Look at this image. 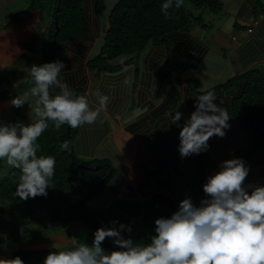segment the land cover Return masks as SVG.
<instances>
[{"label": "trees", "instance_id": "1", "mask_svg": "<svg viewBox=\"0 0 264 264\" xmlns=\"http://www.w3.org/2000/svg\"><path fill=\"white\" fill-rule=\"evenodd\" d=\"M53 1L52 24L48 39L50 49L53 48L52 40L55 39L54 54L64 52L68 44L88 42L90 32L86 11L87 0ZM163 2L164 0H94L96 16L103 19V26L105 25L106 29L101 44L97 47L96 53L87 60L85 67L89 71H95L97 75L125 72L123 77H118L126 82L116 87L115 94L119 99L116 108L114 106L115 109L124 110L131 102L129 97L131 87L126 83L130 80L132 72L138 81L139 78L141 79L142 89L151 92L149 94L151 99L148 95H144L145 93L140 96L135 95L137 101L135 115L141 117L149 107L154 106L147 103V100L163 103L152 111L150 117L154 120L151 124L144 125L147 120L145 119L131 127L133 134L146 127L147 139L162 135L157 147H154L155 155L160 158L154 175H160L164 173L166 166H172L175 174L180 176L178 166L184 157H181L178 150L179 136L172 143L164 144L165 141L162 142V139L164 136L170 138L168 128L171 125L167 120L158 117L165 114L168 106L171 108L170 114H174L175 111L181 112L182 115L188 113L181 109L182 101L178 87L182 83L190 115L195 111L197 97L211 91L215 94V103L225 108L230 116L228 121L230 127L224 130L226 135L223 138L218 136L210 138L208 150H212L215 146L214 141H220L224 147L234 150V158H241L247 167L255 166L253 156L260 147L264 146V73L252 69L230 77L223 56L209 52L192 37L191 28L194 25L202 27L207 25L204 24L201 15L193 16L186 9V5L189 4L198 10H207L211 14H221L224 10L222 0H183L179 9L173 4L167 16L161 10ZM257 7L260 8L259 3ZM34 9L35 4L32 0L30 7L25 12L15 14L8 26L13 25L17 17H25ZM55 21L57 33L53 36ZM92 21L93 18L90 19L91 23ZM83 46L78 45L73 52L77 58L79 53H83ZM48 57L49 55L36 65L47 63ZM54 60L53 56L51 62ZM82 61H77L78 67H81L79 64ZM81 76L80 71L77 72L73 77V83L74 78L79 79ZM29 81H32L30 75L19 86ZM50 92L59 93L55 87L50 89ZM75 93L80 94V92ZM166 93L168 96L163 98ZM8 94L10 92L1 91L0 98ZM14 108L17 110V107ZM184 120L181 117V126ZM47 123L48 128L36 141L39 145L37 156H52L56 161L54 176L50 181V187L46 190L47 196L21 200L16 195L21 174L19 169L14 168L0 180V201L5 209V200H8L13 207L6 228L10 229V238L16 242L31 238L26 230L20 234L22 226L29 227L42 221L43 224L80 221L94 233L98 228L105 227L86 212V206L90 200L102 193L115 175L118 177L124 175L123 166L118 169L107 161L99 160L81 162L74 153L69 152L80 127L73 129L65 124L60 129H56L54 122L47 121ZM173 127V132L179 135L181 128L176 124H173ZM64 141H69L67 150L61 148ZM207 151H204L197 166V172L200 174ZM93 165L99 168L90 169ZM143 181L147 186L150 181L148 172ZM177 210L178 208L173 207L159 208L146 200L142 206L140 234L133 237L121 232V235L125 239H132L134 243L148 244L151 242V237L156 234L155 220L161 217L169 218ZM5 215L6 210L5 213H1L2 220ZM1 226L3 227V224ZM102 248L106 253L120 250L114 245L112 238H106ZM49 251L55 250L24 253L18 249L12 253V258L19 256L24 262L34 254L38 257L37 263L41 264Z\"/></svg>", "mask_w": 264, "mask_h": 264}, {"label": "clouds", "instance_id": "2", "mask_svg": "<svg viewBox=\"0 0 264 264\" xmlns=\"http://www.w3.org/2000/svg\"><path fill=\"white\" fill-rule=\"evenodd\" d=\"M173 4L179 9L183 0H164L161 10L165 16ZM63 67L62 62L55 61L30 68L34 83L30 95L38 98L34 105L40 117L37 122L0 125V160L20 170L16 195L21 200L47 196L54 176L55 158L37 156L36 141L48 128L47 121L54 122L56 129L65 124L73 129L93 124L108 103V97L97 92L99 107H90L86 95H77L59 79ZM53 87L60 89L58 94L50 92ZM27 95L16 96L11 105L22 107ZM215 101L211 91L198 96L195 111L182 126V113L170 114L171 123L181 128L178 150L182 158L207 151L210 138L226 135L230 116ZM61 148L67 150L69 141H64ZM219 167L203 185L207 198L199 206L185 198L169 218H157L156 234L150 243L125 239L121 235L125 227L122 224L119 229L100 227L91 245L51 251L43 264H264V186L245 187L249 168L241 158L224 160ZM106 238H112L120 250L106 253L102 248ZM0 264L24 262L17 256L0 259Z\"/></svg>", "mask_w": 264, "mask_h": 264}, {"label": "crops", "instance_id": "3", "mask_svg": "<svg viewBox=\"0 0 264 264\" xmlns=\"http://www.w3.org/2000/svg\"><path fill=\"white\" fill-rule=\"evenodd\" d=\"M258 3L260 8L257 7ZM222 5L224 10L220 14L217 23L213 21V23L207 24L206 27L210 28V30L204 36L199 34L198 37L193 35L192 37L208 49L209 52L223 56V61L229 68L230 77L252 69H258L264 73V0H222ZM93 20L94 28L97 24L98 29H102L103 32L98 36L100 39L87 46L89 48L87 49L86 57L82 55L83 53H79L77 58L76 54H73V46L77 47L82 44L84 45L82 50L85 51L86 44H89V42L68 44L65 46L64 52H58L57 54V61L62 62L64 65L59 74V79L66 83L74 92L86 95L90 107L93 109L99 107L95 93L99 92L101 95L108 97L107 106L101 111L96 122L80 126L72 144L71 152L73 153L75 149L77 156L81 155L90 161H107L114 168L119 169V167L123 166L124 175L122 177L115 175L102 193L89 201L86 206V212L95 217L106 228L115 226L119 229L121 224L124 225L125 227L121 232L135 237L140 234L142 229L141 214L144 201L147 200L159 208H178L181 200L190 198L194 205L199 206L201 200L207 198L203 192V185L207 182V177L218 172L220 170L219 166L224 160L234 159V150L224 147V144L220 141H214L215 146L212 150L205 152L201 174L197 172V166L204 152L199 155L193 154L184 157L178 166L180 176L175 174L172 166H166L164 173L154 175L153 173L156 171V166L160 160L155 155L154 147H157L156 145L162 135L147 139L145 138V134H147L145 131L146 127L134 134L131 127L145 119L147 120L144 125L151 124L152 120H154L150 117L152 111L163 103H153L151 102L152 100L150 102L147 100V103H150L151 106L154 104V106L149 107L141 117H137L134 113L137 101L133 95L140 96L145 93L144 95H148V98H150L149 94L151 92L142 89L140 78L139 84L135 86L136 78L132 72V74L130 73L132 75L130 80H127L128 82L126 83H129L131 87V92L129 93L131 102L124 110L115 109L119 99L115 94L116 87L126 82L118 77H123L125 72L115 75H97L95 71H89L86 67L84 68L87 60L96 53L106 29L105 25L103 26L102 18L97 17L96 20ZM88 28L91 38L92 33L89 24ZM80 55H82L81 59L83 60V70L85 69V72L80 70L82 78H74L73 83V77L76 76L77 69L78 71L80 68L82 69L76 64ZM73 67L75 68L73 69ZM83 77L84 81L80 84ZM55 88L60 91L59 88ZM178 89L182 101L181 109L188 112L186 115L183 114L182 118L187 120L190 118V112L184 97L185 88L183 83ZM164 96L163 98H166L168 94L166 93ZM138 107L140 108V106ZM168 107L165 114H162V117H158V119L167 120L171 125L168 128L170 138L164 136L162 139V142L165 141L164 144L172 143L179 136L173 132L174 127L170 118L171 108L170 106ZM253 162L255 166L248 167L249 173L244 185L245 187L248 185L264 186V146L260 147L255 153ZM147 172L150 174V181L146 186L143 179ZM248 191L250 192L251 189H248ZM93 234L94 232L92 236ZM25 241L27 242L25 249L30 252L55 249V251H60L71 247H67V239L62 241L58 236H51L41 240L39 238L30 240L29 238ZM18 244L21 246V243ZM76 246L79 245H74V247ZM32 248L40 249L31 250ZM14 250L17 251V249ZM0 259L13 258L12 255L7 256L1 248ZM37 262L38 257L34 260L24 261V264H37Z\"/></svg>", "mask_w": 264, "mask_h": 264}, {"label": "rangeland", "instance_id": "4", "mask_svg": "<svg viewBox=\"0 0 264 264\" xmlns=\"http://www.w3.org/2000/svg\"><path fill=\"white\" fill-rule=\"evenodd\" d=\"M33 1L35 9L31 11V14L25 15V17H17V20L13 22L14 24L8 26L15 14L25 12L30 7L32 0H0V77L5 78V81L0 80V92H10V94L0 98V125H15L18 123L28 125L30 123H35L40 119L34 111V105L38 98L30 95V89L34 86L33 81H29L22 86L19 85L27 80L30 75V68L33 65L42 62L47 55H50L52 49L49 48L48 32L52 24L54 1ZM93 5L94 0H87L86 11L92 36L88 40L89 44H86L85 51H83V54L81 53L85 57L87 49L89 48L87 46L91 45L95 40L100 39L98 36L103 32L102 29H98L99 27L97 24L94 28L93 23L90 22L91 18L95 20L97 19ZM186 9L190 11L193 16L201 15L205 25L213 23V21L217 23V20L220 18V14H211L207 10L194 9L189 4L186 5ZM209 30L210 28L208 27L194 25L191 28V35L198 37V35L201 34L204 36ZM77 48L78 46H73V52H75ZM57 54L58 52L53 55L55 57L54 62L57 61ZM82 55L78 62L82 60ZM47 63H51L49 57ZM79 66L82 67L79 71L82 70L85 72V69L83 70V61ZM74 68L75 67H73V69ZM79 71L77 69V72ZM83 81L84 77L80 83H83ZM137 84L138 78L136 77L135 86ZM25 94H28L27 103L15 110L11 105L13 95H15V97H22L25 96ZM17 114H19V116ZM73 153L78 161L90 162L88 158L81 155L77 156L75 149ZM13 169L12 166L7 165L6 160H0V180ZM0 209V249L2 248L7 256L12 255V252L15 251L14 249H21L24 253L30 252L25 249L27 244L25 240L16 242L14 239L10 238V229L1 226L3 224L2 221L4 220L1 218V213H5L6 210L1 201ZM14 215L15 214H13V216ZM42 222L29 227L22 226L20 234L26 230V232H29V235H31L30 240L35 238L36 240L38 238L41 240L51 236H58L62 241H66L67 239V247H74L76 244L80 245L84 243L89 245L92 244L94 240V234L92 236L93 230L80 221L64 223L55 222L52 224H43ZM18 243H21V246H19ZM34 249L40 248H32L31 250ZM36 258L37 255L33 254L27 259V261ZM41 264H43V262Z\"/></svg>", "mask_w": 264, "mask_h": 264}, {"label": "water", "instance_id": "5", "mask_svg": "<svg viewBox=\"0 0 264 264\" xmlns=\"http://www.w3.org/2000/svg\"><path fill=\"white\" fill-rule=\"evenodd\" d=\"M54 29H55V31H54L53 36H55L56 33H57V23H56V21L54 22ZM52 44H53V48H52V50H51V52H50V55H49V61L52 60V57H53V55H54L55 39L52 40ZM0 80L5 81V78H4V77H0ZM52 94H53V93H52ZM53 95H55V94H53ZM67 130H68V129H67ZM70 153H71V151H70ZM93 168L98 169L99 166H94V165H93V166L90 167V169H93ZM5 205H6V215H5L4 220H3V226H4V227H7L8 224H9V221H10V213H11V211L13 210V207H12L11 204L8 202V200H5Z\"/></svg>", "mask_w": 264, "mask_h": 264}, {"label": "built area", "instance_id": "6", "mask_svg": "<svg viewBox=\"0 0 264 264\" xmlns=\"http://www.w3.org/2000/svg\"><path fill=\"white\" fill-rule=\"evenodd\" d=\"M249 32H251L250 30H249ZM234 39V38H233Z\"/></svg>", "mask_w": 264, "mask_h": 264}, {"label": "flooded vegetation", "instance_id": "7", "mask_svg": "<svg viewBox=\"0 0 264 264\" xmlns=\"http://www.w3.org/2000/svg\"><path fill=\"white\" fill-rule=\"evenodd\" d=\"M95 6V5H94Z\"/></svg>", "mask_w": 264, "mask_h": 264}]
</instances>
